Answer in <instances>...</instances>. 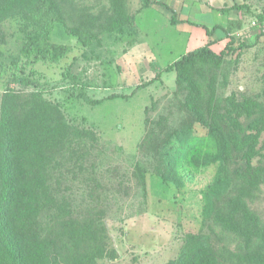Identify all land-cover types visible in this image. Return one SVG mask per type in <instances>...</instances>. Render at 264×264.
I'll return each instance as SVG.
<instances>
[{
    "label": "rangeland",
    "instance_id": "rangeland-1",
    "mask_svg": "<svg viewBox=\"0 0 264 264\" xmlns=\"http://www.w3.org/2000/svg\"><path fill=\"white\" fill-rule=\"evenodd\" d=\"M55 1L52 6L59 21L52 40L71 47L59 63L33 64L25 50L26 21L0 7V102L9 89L42 94L59 106L70 123L90 129L88 162L96 170V179L114 181V188L123 182L120 190H110L106 216L116 254L98 264H168L179 255L188 232L207 229L200 191L215 180L217 165L197 172L188 159L180 160L176 179L163 180L155 169L165 149L156 153L147 140L150 132L162 138V131L181 132L183 121L188 123L191 115L183 106L186 84L174 70L137 86L184 53L211 42L215 52L226 51L224 60L197 63L187 72L195 78L201 74L208 99L246 95L264 101V23L256 17L264 14V0ZM235 3L246 7L219 10ZM173 10L182 22L172 23ZM75 28L91 40L83 44L72 34ZM211 29L214 33L208 35ZM231 39L232 48L242 43L244 47L227 49ZM16 64L27 72L33 66L37 72L15 78ZM37 79L39 86L33 83ZM80 92L102 101H87L77 96ZM113 93L127 97L107 98ZM192 126L198 136L207 132L199 123ZM137 164L149 169L146 190L136 184ZM68 180L84 178L77 175ZM251 206L264 218V189Z\"/></svg>",
    "mask_w": 264,
    "mask_h": 264
},
{
    "label": "trees",
    "instance_id": "trees-1",
    "mask_svg": "<svg viewBox=\"0 0 264 264\" xmlns=\"http://www.w3.org/2000/svg\"><path fill=\"white\" fill-rule=\"evenodd\" d=\"M55 0H0L5 14L21 15L29 37L26 51L32 63H59L70 45L52 40L59 21ZM145 3H153L144 0ZM237 4L221 7L223 12L242 10ZM259 24L264 14H258ZM0 14V19H1ZM173 24L179 19L173 10ZM207 29V28H206ZM215 31V28H214ZM207 30L208 35L214 33ZM83 44L90 38L72 29ZM91 40V39H90ZM231 39L226 48L231 47ZM211 42L190 50L156 73L177 71L186 88L183 106L191 115L181 132L170 129L161 138L149 134L151 149L161 151L155 172L163 180L176 179L177 162L186 161L197 172L217 165L214 181L200 191L207 229L188 232L179 255L168 264H264V218L251 206L264 187V101L242 95L212 102L202 89L201 74H187L197 63H220L226 51L215 52ZM244 44L231 47L242 49ZM23 67L12 74L36 73ZM67 74L73 76L68 70ZM30 82V81H29ZM39 82L34 81L33 83ZM76 85V84H75ZM72 91L71 94L76 95ZM92 103L85 93L77 94ZM127 97L113 93L107 98ZM192 123L207 132L198 136ZM170 131V132H169ZM91 131L68 121L59 106L37 91L7 90L0 102V264H98L114 258L106 216L111 189L120 190L122 181H98L89 164ZM171 148H168V147ZM184 153H182V151ZM182 158V159H180ZM141 164L134 168L136 184L146 190V173ZM82 175L84 181H69Z\"/></svg>",
    "mask_w": 264,
    "mask_h": 264
},
{
    "label": "built area",
    "instance_id": "built-area-1",
    "mask_svg": "<svg viewBox=\"0 0 264 264\" xmlns=\"http://www.w3.org/2000/svg\"><path fill=\"white\" fill-rule=\"evenodd\" d=\"M254 24H256V22H254Z\"/></svg>",
    "mask_w": 264,
    "mask_h": 264
}]
</instances>
